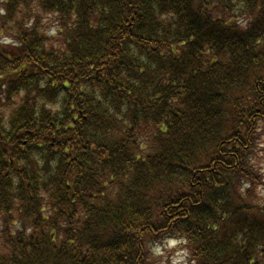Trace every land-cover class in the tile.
<instances>
[{
  "label": "trees",
  "instance_id": "1",
  "mask_svg": "<svg viewBox=\"0 0 264 264\" xmlns=\"http://www.w3.org/2000/svg\"><path fill=\"white\" fill-rule=\"evenodd\" d=\"M0 32V264H264V0H0Z\"/></svg>",
  "mask_w": 264,
  "mask_h": 264
},
{
  "label": "rangeland",
  "instance_id": "2",
  "mask_svg": "<svg viewBox=\"0 0 264 264\" xmlns=\"http://www.w3.org/2000/svg\"><path fill=\"white\" fill-rule=\"evenodd\" d=\"M10 40L4 37V34L0 32V44L10 46ZM6 114V112H3ZM260 165L264 170V139L260 144ZM258 195L264 200V189L258 188L257 190ZM167 264H189L187 260L186 253L182 250V248L177 244V242L171 241L169 244L166 245V253L165 259Z\"/></svg>",
  "mask_w": 264,
  "mask_h": 264
}]
</instances>
